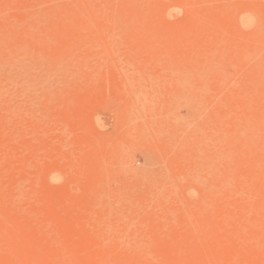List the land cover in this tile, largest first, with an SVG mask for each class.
I'll use <instances>...</instances> for the list:
<instances>
[{
    "label": "rangeland",
    "instance_id": "obj_1",
    "mask_svg": "<svg viewBox=\"0 0 264 264\" xmlns=\"http://www.w3.org/2000/svg\"><path fill=\"white\" fill-rule=\"evenodd\" d=\"M0 264H264V0H0Z\"/></svg>",
    "mask_w": 264,
    "mask_h": 264
}]
</instances>
